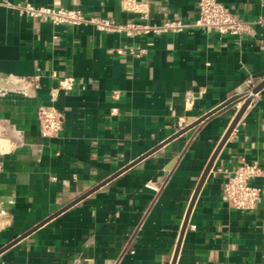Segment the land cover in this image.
I'll return each instance as SVG.
<instances>
[{
    "label": "crops",
    "instance_id": "1",
    "mask_svg": "<svg viewBox=\"0 0 264 264\" xmlns=\"http://www.w3.org/2000/svg\"><path fill=\"white\" fill-rule=\"evenodd\" d=\"M198 1L137 0L140 11L129 12L124 0H0V251L33 230L0 264H172L189 205L243 101L153 151L264 81V0H219L250 24L240 37L129 36L55 25L22 8H72L125 26L193 20ZM63 78L74 87L53 100ZM42 105L64 115L56 136L41 129ZM244 162L264 169V87L196 196L176 264H264V176L252 182L262 189L256 209L222 199Z\"/></svg>",
    "mask_w": 264,
    "mask_h": 264
},
{
    "label": "built area",
    "instance_id": "2",
    "mask_svg": "<svg viewBox=\"0 0 264 264\" xmlns=\"http://www.w3.org/2000/svg\"><path fill=\"white\" fill-rule=\"evenodd\" d=\"M129 12H139L140 4L137 0H124ZM197 18L184 20L181 18L163 20L160 24L129 23L125 26L116 24L111 19L88 17L80 10L70 8H38L27 4L22 12L33 18L46 17L55 25L71 26L92 25L96 30L103 32H126L132 36L136 34H178L185 30H200L206 33H215L221 36L240 37L250 30V24L234 13L219 0H199L197 4ZM264 24V20H259ZM121 53V50H117ZM74 87L72 78H63L58 86L52 90L55 100L59 90L71 91ZM238 105V104H237ZM240 108L241 106L238 105ZM38 119L43 133L47 136H56L63 127L64 115L53 105H42L38 108ZM185 121H180L183 128ZM264 176V169L257 162H244L234 169L223 184L222 199L230 207L237 210L256 209L262 200V189L253 185V181Z\"/></svg>",
    "mask_w": 264,
    "mask_h": 264
},
{
    "label": "water",
    "instance_id": "3",
    "mask_svg": "<svg viewBox=\"0 0 264 264\" xmlns=\"http://www.w3.org/2000/svg\"><path fill=\"white\" fill-rule=\"evenodd\" d=\"M258 83V82H256ZM264 87V81L257 84L256 88L252 89L251 91L248 90V88L246 89H243L242 92H238L239 96L229 100L227 103H225L224 105H222L221 107H219L218 109L214 110L213 112H211L210 114H208L207 116H205L204 118H202L199 122H197L196 124H194L193 126H190V127H187V128H184L183 130H180L179 132H177L172 138H170L167 142H165L163 145H161L160 147H158L157 149H155L153 152H155L156 150H158L159 148H161L162 146H164L165 144L169 143L170 141H172L173 139L179 137L180 135L184 134L185 132H187L189 129H191L192 127L196 126L197 124H199L200 122H202L203 120L207 119L208 117H210L211 115H213L214 113L218 112L219 110L223 109L224 107H227L228 105L234 103V102H238V101H243V104L242 106L239 108L234 120L232 121L231 125L229 126L226 134L224 135L223 139L221 140L217 150L215 151V153L213 154L210 162L208 163L204 173H203V176L201 178V181H200V184L195 192V195H194V198L192 199L190 205H189V208H188V211H187V215H186V219H185V222H184V225H183V228H182V232H181V235H180V238H179V241H178V244H177V247H176V250H175V253H174V258H173V262L172 264H176V260H177V257H178V253H179V250H180V246H181V242H182V238H183V235H184V232H185V229H186V226H187V223H188V219H189V216H190V213L194 207V203H195V199H196V196L198 195L200 189H201V186L204 182V180L206 179L209 171L211 170L212 168V165L214 163V160L220 150V148L222 147V145L226 142V140L228 139V137L230 136V134L232 133V131L234 130V128L236 127L237 123L239 122L241 116L243 115L244 111L246 110V108L248 107V105L250 104L252 98L254 95H256L262 88ZM247 95V97H246ZM145 158V157H143ZM143 158H141L139 161H141ZM139 161L135 162L134 164H132L131 166L127 167L125 170L129 169L130 167L136 165ZM124 170V171H125ZM98 188H96L95 190L93 191H96ZM92 191V192H93ZM91 192V193H92ZM89 195V194H88ZM85 197V196H84ZM83 199V198H81ZM81 199L77 200L76 202L72 203L71 205H69L66 209L72 207L74 204H76L77 202H79ZM33 231V230H32ZM31 232H28L27 234H25L24 236H21L19 238H17L16 240H14L11 244H9L8 246H6L5 248H3L0 253H2L3 251H5L6 249L10 248L11 246H13L14 244H16L17 242H19L20 240H22L23 238H25L26 236H28L29 234L32 233Z\"/></svg>",
    "mask_w": 264,
    "mask_h": 264
}]
</instances>
